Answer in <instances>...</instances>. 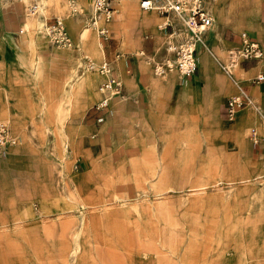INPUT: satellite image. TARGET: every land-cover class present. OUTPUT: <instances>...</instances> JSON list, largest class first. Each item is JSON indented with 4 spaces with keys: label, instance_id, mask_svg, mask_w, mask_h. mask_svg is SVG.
<instances>
[{
    "label": "rangeland",
    "instance_id": "1",
    "mask_svg": "<svg viewBox=\"0 0 264 264\" xmlns=\"http://www.w3.org/2000/svg\"><path fill=\"white\" fill-rule=\"evenodd\" d=\"M24 1L0 0V121L17 137L0 155V264H264V109L247 108L259 120L237 130L199 115L187 130L156 133L131 118L129 128L101 137L95 122L106 119L110 100L122 94L129 67L142 64L160 77L147 56H167L166 43L180 41L185 30L158 27L162 18L141 10L140 0H130L121 28L111 27L127 0H109L114 13L102 38L87 29V9L73 11L66 0L61 6L59 0ZM33 1L34 14L27 11ZM253 1L264 22V0ZM210 2L216 0H205L213 16ZM68 16L86 40L95 38L98 55L46 37L44 17ZM213 17L220 35L235 40L217 68L239 59L230 79L236 90L225 103L239 87L256 84L250 77L257 71L245 73L253 62L233 57L237 33L246 28L225 27ZM86 56L98 65L106 59L122 81L121 92L100 110L103 76L93 97L62 94L72 65L80 74L100 73L86 67ZM223 103L221 117L232 123L236 117H225ZM207 151L218 157L213 165L203 159ZM257 160L262 167L254 169Z\"/></svg>",
    "mask_w": 264,
    "mask_h": 264
},
{
    "label": "crops",
    "instance_id": "2",
    "mask_svg": "<svg viewBox=\"0 0 264 264\" xmlns=\"http://www.w3.org/2000/svg\"><path fill=\"white\" fill-rule=\"evenodd\" d=\"M59 4L61 6V0H59ZM129 4L130 0L121 4L123 9L121 16L116 21L113 20L111 27L116 28L118 26V28H121L124 10ZM77 5V10L82 12L87 9L89 13L91 9L86 0H78ZM209 7L213 16L218 18L221 25L226 27L232 23L237 28L244 26L246 28L244 32H247L258 42L260 40L259 43L264 50V22L259 19V6L256 5L255 1L230 0L226 2V0H216L215 3L210 2ZM71 20H74L75 25H77L74 29L70 27ZM64 21L66 30L72 39V44L76 46V51L80 50L81 47H85L92 55L99 54L101 47L97 46L94 37L93 39H85L83 32H79L75 18L68 16ZM213 24L203 33V44L197 50V69L190 77L184 80L179 79L175 70L169 71L164 76L152 77L142 64L134 65L133 69L129 67L128 73L124 76V82L126 83L123 86L122 94L110 100L108 111H105V114H108H106V119L95 122L96 133L101 134V137H103L102 135H110V132L126 129L129 126L127 125L128 120L131 118L140 119L142 121L140 126L152 132L164 133V130H171L172 134L175 130H180L182 125L185 126V130L197 125L196 120L197 117H200L199 115L212 119L216 127L228 131H231L232 128L237 130V128H241L247 123L258 121L259 119L247 108L253 107L259 112L264 109V80L247 88L248 93L259 104L252 102L251 105L240 108L236 113V119L232 123L226 122L221 117L220 104L223 103L222 101L228 94L236 90L230 79H233L236 74V71L235 74L233 71L234 68L239 67V59H228L226 63L223 61L220 63L222 71L218 69L217 65L220 62L219 60L225 57L226 48L232 46L235 40L234 38L226 39L223 36L224 39L219 32L220 26L218 24L213 26ZM180 30L184 31L183 29ZM241 32L237 33V38H239ZM181 35L184 34L179 32L178 37H181ZM8 36L15 39L13 33H9ZM238 41L240 44V38ZM4 55L9 60L14 59L10 51L4 53ZM248 62L253 63L250 64L249 69L244 70L245 73L246 71L249 73L257 71V74L259 71L264 70V56L259 61L251 60ZM70 68L62 85L63 97L69 96L73 92H84L86 97L95 96L97 94L96 82L99 76H103L102 78L105 79L106 74L101 72L100 75L96 73L80 74L75 64ZM225 103H223V114ZM5 112H9L10 118L11 111L5 108ZM99 145L100 143L97 144V147ZM260 150L261 153H264V142L260 145ZM217 158L216 154L208 151L203 156V159H208V165L217 162ZM2 163H4L3 160H0V164ZM253 167L254 169L261 168V162L259 160L255 161Z\"/></svg>",
    "mask_w": 264,
    "mask_h": 264
},
{
    "label": "built area",
    "instance_id": "3",
    "mask_svg": "<svg viewBox=\"0 0 264 264\" xmlns=\"http://www.w3.org/2000/svg\"><path fill=\"white\" fill-rule=\"evenodd\" d=\"M74 1V0H70ZM91 9L88 17V28L94 29L97 34L102 37H107V22L113 18L114 8L110 5L109 0H89ZM73 5V4H72ZM139 7L143 11L154 10L162 18L158 24L160 28H169L173 31L171 34H176L178 29H184L185 33L180 37V41L166 43L165 49L167 56L161 59L147 56V61L151 65L153 73L158 76H164L169 71L175 70L180 79L190 77L197 69V49L196 43L204 41L203 33L213 24L214 19L208 10L205 0H140ZM38 6L36 2L28 4L27 11L35 13ZM73 11H77L75 5L72 6ZM174 19L180 22V28H175ZM42 31L46 37L61 46H71L72 39L66 30L64 20L60 17L48 19L44 17L41 21ZM240 47L234 50L233 57L241 56L240 61L259 60L264 56L263 47L260 43L242 31L239 34ZM140 54H144L141 49ZM233 52V51H232ZM231 52V53H232ZM235 59V58H232ZM86 67L88 69H99V72L105 73L106 78L100 83L99 90L102 93V98L95 108L100 110L107 105L108 101L115 94L121 92L122 81L113 73L112 66L109 65L106 59L98 64H95L92 59L85 57ZM225 69L227 67H224ZM264 80V70L259 71L251 78V82H260ZM252 104L251 95L243 87H239V93L230 96L224 106V115L228 119H233L237 111L245 106ZM16 135L10 133L8 125L0 121V155L4 149L16 142Z\"/></svg>",
    "mask_w": 264,
    "mask_h": 264
},
{
    "label": "bare ground",
    "instance_id": "4",
    "mask_svg": "<svg viewBox=\"0 0 264 264\" xmlns=\"http://www.w3.org/2000/svg\"><path fill=\"white\" fill-rule=\"evenodd\" d=\"M67 2H68V4L72 7L73 5H75V8L76 9H78L77 8V1L78 0H74L73 2L72 1H70V0H66ZM89 4H90V1L89 0H86ZM73 4V5H72ZM91 6V5H90ZM177 32V31H176ZM178 34H179V32H178ZM202 44H203V41H198L197 43H196V49L198 50V48H199V46H202Z\"/></svg>",
    "mask_w": 264,
    "mask_h": 264
}]
</instances>
